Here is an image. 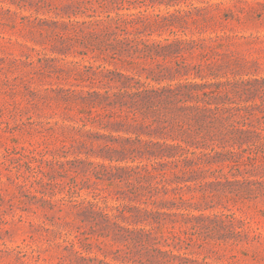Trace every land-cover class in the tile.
<instances>
[{"label": "rangeland", "instance_id": "obj_1", "mask_svg": "<svg viewBox=\"0 0 264 264\" xmlns=\"http://www.w3.org/2000/svg\"><path fill=\"white\" fill-rule=\"evenodd\" d=\"M77 1L0 0V264H264V197L239 198L217 187L205 191L193 185L178 191L190 203L173 207L166 202L177 197L172 192L156 198L157 204L145 203L131 196L125 181L111 178L122 172L110 165L140 164L146 158L134 152V162L109 159L133 156L127 149L140 143L128 141L136 134L113 126L109 117L102 123L92 120L90 111L101 109L92 107L90 94L112 95L142 82L157 86L186 78L158 83L148 77L162 59L98 49L84 24L90 17ZM160 1L145 0L130 12H187L169 25L144 19L129 28L130 37L202 38L220 60L219 80L264 79V0H164L170 6ZM202 51L193 49L184 58L201 62ZM246 97L264 108V92ZM234 165L194 163L195 169L209 172L193 178L262 176L243 162ZM180 176L184 180L191 174ZM88 201L106 207L112 222L144 228L142 236L131 234L139 242L115 237L118 229H105L100 220L96 225L81 208ZM116 205H137L160 215H143L146 220L137 225Z\"/></svg>", "mask_w": 264, "mask_h": 264}, {"label": "trees", "instance_id": "obj_2", "mask_svg": "<svg viewBox=\"0 0 264 264\" xmlns=\"http://www.w3.org/2000/svg\"><path fill=\"white\" fill-rule=\"evenodd\" d=\"M77 2L79 6L85 7L90 17L84 24L91 29L93 45H97L98 49L104 47L114 51H127L131 56L139 53L142 57L162 59L163 62L159 61L157 69H151L148 77L158 83L166 80L173 82L179 77L186 78L185 81L178 83L157 86L142 82L129 86L130 90L115 92L112 95L110 92L90 94L92 107L101 109V112L90 111L92 120L102 123L103 119L109 117L113 126L121 127L118 129L128 134H136L134 139L127 138L128 141L140 143V147L129 146L127 149L133 156L124 158L110 156L109 159L134 162L137 157L134 152H142L146 158V162L140 164L110 165V168L122 172L112 174L111 178L125 181L131 196L144 200L145 203L157 204L156 198L172 192L177 197L166 202L173 207L190 203L191 199L178 196L181 195L178 191L185 187L192 188L193 185H199L205 191H208L209 186L217 187V191L239 198L264 197V108L249 104L251 98L246 97L258 91L264 92V86L257 87L259 82L264 83V79L219 80L216 70L222 66L220 60L215 57L212 46L202 43V40H205L202 38L177 37L152 40L137 34L133 37L128 35L129 28L139 25L144 19L151 18L155 26L169 25L173 23L171 22L173 19L183 16L182 14L187 11L176 10L167 14H149L147 10L130 12L133 6L138 8L141 4L146 5L145 0ZM159 3L172 5L171 2L164 0ZM125 10L128 12H124ZM193 49L203 50L201 62L192 64L184 58V53ZM170 58L175 59L173 65L167 64ZM208 77L215 81L209 82L206 80ZM237 100L243 101L244 104L237 103ZM107 107L111 109L109 113L104 112L108 111ZM142 134L149 138H143ZM154 136L159 139L155 140ZM109 149L112 152H120L115 147ZM222 162L235 163L234 167L238 162H243L246 167L251 168L249 171H257L262 176L258 179L235 180L217 177L211 182H197V179L193 178L198 172H209V169L200 167L195 169L192 167L194 163L211 165ZM97 166L108 167L105 164ZM169 166L172 167L170 170ZM188 173L191 176L181 180L180 174ZM95 175L101 178L102 174L97 171ZM40 183L43 181L40 180ZM209 192L213 193V190ZM81 208L83 212H88L93 217L92 221L96 222V225H100L97 222L100 220L104 223L105 229L115 226L118 230L113 232L114 236L124 237L125 241L139 242V238H133L131 234L142 236L145 233L144 228H130L112 222L106 207H102L98 202L88 201L87 206ZM114 209L137 225L146 220L143 215H153L154 219L160 215L158 211L137 205L126 207L116 205ZM173 238L180 239V236L175 235Z\"/></svg>", "mask_w": 264, "mask_h": 264}]
</instances>
